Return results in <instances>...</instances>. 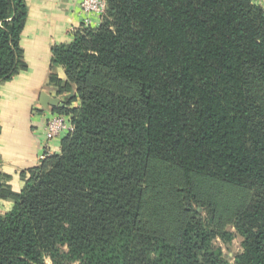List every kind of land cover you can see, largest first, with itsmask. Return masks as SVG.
Here are the masks:
<instances>
[{
	"label": "trees",
	"instance_id": "trees-1",
	"mask_svg": "<svg viewBox=\"0 0 264 264\" xmlns=\"http://www.w3.org/2000/svg\"><path fill=\"white\" fill-rule=\"evenodd\" d=\"M105 3L97 27L52 50L73 131L20 192L0 184L13 202L0 212V264H229L192 207L207 190L234 211V264H264V10ZM26 19L23 0H0V83L22 66Z\"/></svg>",
	"mask_w": 264,
	"mask_h": 264
},
{
	"label": "crops",
	"instance_id": "crops-1",
	"mask_svg": "<svg viewBox=\"0 0 264 264\" xmlns=\"http://www.w3.org/2000/svg\"><path fill=\"white\" fill-rule=\"evenodd\" d=\"M23 1L27 19L19 40L22 66L10 80L0 83V184L14 193L22 189L23 176L40 165L44 153L57 154L60 149L64 137L47 142L45 124L51 116L63 115L58 109L66 107L70 94H59L50 83L53 75L66 80L61 67H51L52 50L70 43L87 17L80 10V0ZM252 2L264 10V0ZM89 18L91 28L99 25V17ZM53 99H59L60 104L50 106ZM78 106L77 100L70 104ZM12 207V201H0L1 213Z\"/></svg>",
	"mask_w": 264,
	"mask_h": 264
},
{
	"label": "rangeland",
	"instance_id": "rangeland-1",
	"mask_svg": "<svg viewBox=\"0 0 264 264\" xmlns=\"http://www.w3.org/2000/svg\"><path fill=\"white\" fill-rule=\"evenodd\" d=\"M102 16L103 15L100 16V21ZM80 28L82 27H79L76 30ZM76 100L79 101V105H80L79 98H76ZM60 152H61V143H60V149L58 150L57 154L49 153L47 151L45 153L44 158L48 155L49 156L59 155ZM163 166L164 165H162L161 168ZM159 169L160 168H158L154 172H158ZM154 179L155 178L152 175H150L143 183L147 197L150 196L151 187L155 185ZM213 190H215V187ZM218 192L220 193V190ZM195 193L198 192L196 191ZM215 194L216 191H209V190L205 191L201 196V198L198 199L200 202L196 203L195 200L193 201L191 200L192 207L199 212V217L201 219L204 228L208 231H211L214 234V238L212 240L213 245L221 249L224 257L226 258L229 264H234L236 256L243 252L244 239L234 227V216H235L234 211L232 212L231 211L232 209L230 207L227 208L224 207L225 201L222 202V199L218 196H215ZM252 195L253 194H251V196ZM179 201L181 204L185 203L184 200L181 198L179 199ZM64 251H67L66 248L64 249ZM44 264H52V262L50 259L45 258ZM72 264H78V263H72Z\"/></svg>",
	"mask_w": 264,
	"mask_h": 264
},
{
	"label": "built area",
	"instance_id": "built-area-1",
	"mask_svg": "<svg viewBox=\"0 0 264 264\" xmlns=\"http://www.w3.org/2000/svg\"><path fill=\"white\" fill-rule=\"evenodd\" d=\"M80 10L87 17L83 21L82 27H90V16L94 15L100 18L106 9L105 0H80ZM73 131V124L69 116L53 115L45 124V140L48 142L55 138L66 137ZM47 147V146H46ZM45 153L41 156L44 159Z\"/></svg>",
	"mask_w": 264,
	"mask_h": 264
},
{
	"label": "water",
	"instance_id": "water-1",
	"mask_svg": "<svg viewBox=\"0 0 264 264\" xmlns=\"http://www.w3.org/2000/svg\"><path fill=\"white\" fill-rule=\"evenodd\" d=\"M58 104H60V100H59V99H53V100H51V102H50V106H52V107H55V106H57ZM60 106H62V104H61Z\"/></svg>",
	"mask_w": 264,
	"mask_h": 264
}]
</instances>
